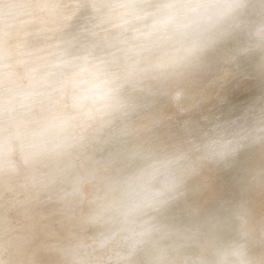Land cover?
Instances as JSON below:
<instances>
[{"label":"clouds","instance_id":"clouds-1","mask_svg":"<svg viewBox=\"0 0 264 264\" xmlns=\"http://www.w3.org/2000/svg\"><path fill=\"white\" fill-rule=\"evenodd\" d=\"M0 264H264V0H0Z\"/></svg>","mask_w":264,"mask_h":264},{"label":"rangeland","instance_id":"rangeland-1","mask_svg":"<svg viewBox=\"0 0 264 264\" xmlns=\"http://www.w3.org/2000/svg\"><path fill=\"white\" fill-rule=\"evenodd\" d=\"M250 90H253V93L251 95H250ZM258 91H259V88L255 84V82H251L248 86V90L246 93L237 95L236 103L240 101L247 103ZM221 111H224V109H222Z\"/></svg>","mask_w":264,"mask_h":264},{"label":"bare ground","instance_id":"bare-ground-1","mask_svg":"<svg viewBox=\"0 0 264 264\" xmlns=\"http://www.w3.org/2000/svg\"><path fill=\"white\" fill-rule=\"evenodd\" d=\"M253 93V90H250V95ZM236 98H237V96L234 98V100H233V103H236Z\"/></svg>","mask_w":264,"mask_h":264}]
</instances>
